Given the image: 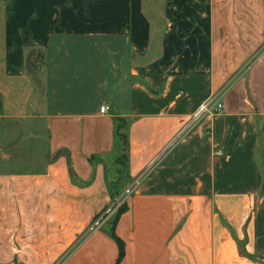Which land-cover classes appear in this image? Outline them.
Masks as SVG:
<instances>
[{
	"label": "crops",
	"instance_id": "obj_1",
	"mask_svg": "<svg viewBox=\"0 0 264 264\" xmlns=\"http://www.w3.org/2000/svg\"><path fill=\"white\" fill-rule=\"evenodd\" d=\"M133 182L118 264H264V0H0V264H117Z\"/></svg>",
	"mask_w": 264,
	"mask_h": 264
},
{
	"label": "built area",
	"instance_id": "obj_2",
	"mask_svg": "<svg viewBox=\"0 0 264 264\" xmlns=\"http://www.w3.org/2000/svg\"><path fill=\"white\" fill-rule=\"evenodd\" d=\"M223 109V106L221 103L216 102L213 105V108L210 107V103L206 104L205 106L202 107L201 112H211L213 111L214 113H221ZM105 110H107V107H101L100 112L103 113ZM136 185V182H133L130 184L128 187H126L120 197L115 199L110 206H107L103 212L95 216V218L92 220L88 232H93L97 229H99L104 222L108 219V217L114 212L115 208H118L122 203H123V196H129L133 190V187Z\"/></svg>",
	"mask_w": 264,
	"mask_h": 264
},
{
	"label": "trees",
	"instance_id": "obj_3",
	"mask_svg": "<svg viewBox=\"0 0 264 264\" xmlns=\"http://www.w3.org/2000/svg\"><path fill=\"white\" fill-rule=\"evenodd\" d=\"M116 134L117 136L120 137L121 142H122V147L125 149V151L127 150V139H126V135L120 133V127H118L116 129ZM120 193H115L113 197L117 198L119 196ZM115 198H113L112 200L114 201ZM125 211V207L123 204H121V206H119L117 208V211L113 217V219L110 222V229H109V235L110 237L115 241V243L117 244L118 247V258H117V264L120 262V260L123 257V253H124V244L123 242L116 236L115 232H114V226L116 224V221L118 219V217Z\"/></svg>",
	"mask_w": 264,
	"mask_h": 264
},
{
	"label": "rangeland",
	"instance_id": "obj_4",
	"mask_svg": "<svg viewBox=\"0 0 264 264\" xmlns=\"http://www.w3.org/2000/svg\"><path fill=\"white\" fill-rule=\"evenodd\" d=\"M120 132H124V127L123 126H120ZM122 147H121V154H119V158H118V165L119 167H124V157L125 155L123 154L122 152ZM122 170V169H121ZM121 180V181H120ZM118 181H120V183H125V179L123 178V176L121 178L118 179ZM119 183V182H118ZM111 190L113 191V193H115L116 191H119L120 188L119 187H115L114 185L112 186L111 185ZM116 197V196H115ZM113 197V198H115ZM118 198V197H117ZM115 198V199H117ZM121 206V205H120ZM117 211V208L114 209V212L108 217V219L104 222V224H107L109 223V226H110V222L111 220L113 219L115 213Z\"/></svg>",
	"mask_w": 264,
	"mask_h": 264
},
{
	"label": "water",
	"instance_id": "obj_5",
	"mask_svg": "<svg viewBox=\"0 0 264 264\" xmlns=\"http://www.w3.org/2000/svg\"><path fill=\"white\" fill-rule=\"evenodd\" d=\"M33 53H34V51H31V52L28 54V56H27V58H26V62H25L26 70H27V72H29V73L31 72V57H32Z\"/></svg>",
	"mask_w": 264,
	"mask_h": 264
}]
</instances>
